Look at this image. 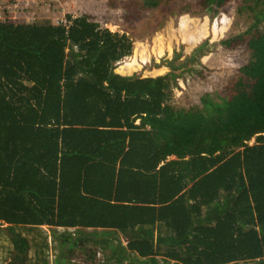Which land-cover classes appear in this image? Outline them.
I'll return each mask as SVG.
<instances>
[{"label": "trees", "instance_id": "16d2710c", "mask_svg": "<svg viewBox=\"0 0 264 264\" xmlns=\"http://www.w3.org/2000/svg\"><path fill=\"white\" fill-rule=\"evenodd\" d=\"M11 1L0 0L6 264H54L44 223L102 227L100 264H264V28L224 40L248 62L184 108L176 87L209 40L176 51L166 74H125L126 32L88 14L14 19ZM243 9L264 17V0Z\"/></svg>", "mask_w": 264, "mask_h": 264}, {"label": "rangeland", "instance_id": "374dc122", "mask_svg": "<svg viewBox=\"0 0 264 264\" xmlns=\"http://www.w3.org/2000/svg\"><path fill=\"white\" fill-rule=\"evenodd\" d=\"M12 1L6 7L10 10L2 14L14 19H58L68 13L88 14L103 27L126 32L133 39L135 49L131 56L116 63L117 72L125 74H166L170 70L166 63L176 51L185 58L195 47L209 40L212 51L203 57L199 72L187 74L176 87L177 105L184 108L201 105L202 98L209 94L215 96L216 91L225 88L239 68L248 62L251 52L245 45L231 48L223 41L246 30L264 28L262 15L243 9L245 0H227L219 7L216 3L202 7V0H17V5ZM72 235L49 234L54 264H76L65 259L66 252L76 246L79 251L95 254L97 262L94 264H100L102 234H75L87 237L81 243ZM0 238V264H5L6 237L1 235ZM83 261L85 259H80L77 264Z\"/></svg>", "mask_w": 264, "mask_h": 264}, {"label": "crops", "instance_id": "0c3cea01", "mask_svg": "<svg viewBox=\"0 0 264 264\" xmlns=\"http://www.w3.org/2000/svg\"><path fill=\"white\" fill-rule=\"evenodd\" d=\"M0 224L1 225H7L8 223L6 221L0 219ZM42 227L44 228V230L46 232H48V234H74L72 236H74L75 237L74 239H77V242H79V243L83 242L82 239H85L84 241H86L87 237L86 238H82V237L75 236V234H107L102 227L93 228V227H88V226H83V225L67 227V226H58V225H53V224H48V223H44L42 225ZM118 234H123V233L119 232ZM60 237H61V235H60ZM121 240L125 241V238L122 235H121ZM91 248L92 247H90V249ZM90 251H92V250H90ZM96 252H97V254H99L98 253L99 252L98 249H97ZM129 253H128L127 259H131L130 258L131 255ZM94 255H90L87 252V250H85V251L80 250L79 251V249L76 246V247H74L73 250H71L69 252H66L65 259L66 260H70V261H72V262H74L76 264L78 263V261L80 259H85V261H83V264H85L84 262H87V263H90V264H94V263L97 262L96 261L97 256L95 255V257H94ZM61 258L62 257H59V259H61ZM58 262H60V260H58ZM134 262L139 264L137 259L134 260Z\"/></svg>", "mask_w": 264, "mask_h": 264}, {"label": "built area", "instance_id": "2783aa9c", "mask_svg": "<svg viewBox=\"0 0 264 264\" xmlns=\"http://www.w3.org/2000/svg\"><path fill=\"white\" fill-rule=\"evenodd\" d=\"M56 20H58V21H59V20H60V18H58V19H56Z\"/></svg>", "mask_w": 264, "mask_h": 264}]
</instances>
